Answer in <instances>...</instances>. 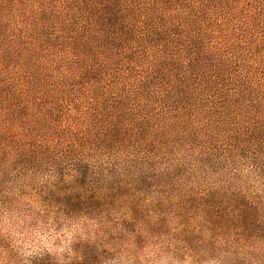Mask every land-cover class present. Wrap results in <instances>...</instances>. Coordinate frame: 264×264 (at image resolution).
<instances>
[{
  "label": "trees",
  "instance_id": "16d2710c",
  "mask_svg": "<svg viewBox=\"0 0 264 264\" xmlns=\"http://www.w3.org/2000/svg\"><path fill=\"white\" fill-rule=\"evenodd\" d=\"M184 144L217 153L228 145L264 173V0H0V171L13 155L38 167L90 148L131 149L155 168ZM79 171L51 199L71 214L135 197L137 220L144 196L160 185L174 191L184 173H142L131 187L116 176L101 200L89 167ZM253 203L210 192L180 206L185 216L202 209L214 233L247 240L264 238V211ZM84 254V264H98L93 248Z\"/></svg>",
  "mask_w": 264,
  "mask_h": 264
},
{
  "label": "clouds",
  "instance_id": "9594fccd",
  "mask_svg": "<svg viewBox=\"0 0 264 264\" xmlns=\"http://www.w3.org/2000/svg\"><path fill=\"white\" fill-rule=\"evenodd\" d=\"M15 160L11 156L0 171V264H33L45 256L52 264H84L85 246L95 250L98 264H264V238L214 233L202 209L185 216L180 206L188 196L217 192L243 196L264 211V173L253 156L228 145L221 144L219 153L207 144L176 145L155 168L131 149L108 153L90 148L71 159L58 154L38 167L16 165ZM80 164L91 170L88 186L101 200L114 190L108 185L116 176L131 187L142 173L171 175L177 168L184 173L173 180L174 191L160 185L164 192L144 196L143 219L133 214L135 197L118 198L95 212L69 214L50 193L62 196L60 187L76 185ZM158 203L168 210H156ZM161 220L164 230L154 231ZM189 234L200 239L190 245Z\"/></svg>",
  "mask_w": 264,
  "mask_h": 264
}]
</instances>
